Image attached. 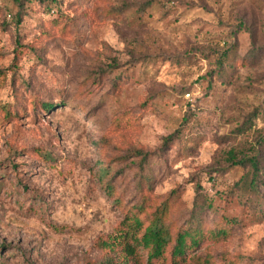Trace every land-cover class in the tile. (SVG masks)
<instances>
[{"label":"rangeland","instance_id":"1","mask_svg":"<svg viewBox=\"0 0 264 264\" xmlns=\"http://www.w3.org/2000/svg\"><path fill=\"white\" fill-rule=\"evenodd\" d=\"M0 70V264H108L175 188L173 229L200 194L229 232L132 264H264V0H0Z\"/></svg>","mask_w":264,"mask_h":264},{"label":"trees","instance_id":"2","mask_svg":"<svg viewBox=\"0 0 264 264\" xmlns=\"http://www.w3.org/2000/svg\"><path fill=\"white\" fill-rule=\"evenodd\" d=\"M1 73L2 70H0V75ZM52 106L50 102L43 103L45 109H50ZM246 160L250 162L254 174L250 180L245 179V181L250 189L258 190V174L260 172L258 159L253 156V158H244L238 163L245 165ZM103 186L112 193L113 188L109 182ZM178 192L179 189L175 188L160 200L159 196H153L152 205L148 196L144 192L142 193L141 201L134 203L125 212L117 233L108 239L99 240L100 246L105 251L108 264H132L133 260L140 255L146 256L150 263L159 262L165 258H170L171 262L178 263L188 257L203 237H224L229 232L228 225L231 223L228 224L226 221L233 222V220L223 216L215 217V228L212 227L210 230L204 231L202 226L204 213L213 209V205L207 197H200V194H197L193 199L188 219L178 228L173 229L167 221L171 218L175 201L179 200ZM199 192L201 191L199 190ZM119 203L121 206H125L121 201ZM150 206L154 207L153 211L149 210ZM117 243H120V251L113 253ZM192 260L195 264H207L212 260V257L197 255L192 256Z\"/></svg>","mask_w":264,"mask_h":264},{"label":"built area","instance_id":"3","mask_svg":"<svg viewBox=\"0 0 264 264\" xmlns=\"http://www.w3.org/2000/svg\"><path fill=\"white\" fill-rule=\"evenodd\" d=\"M188 95H190V94H188Z\"/></svg>","mask_w":264,"mask_h":264}]
</instances>
